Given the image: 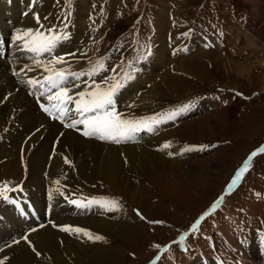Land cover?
Returning <instances> with one entry per match:
<instances>
[{"label":"rangeland","instance_id":"1","mask_svg":"<svg viewBox=\"0 0 264 264\" xmlns=\"http://www.w3.org/2000/svg\"><path fill=\"white\" fill-rule=\"evenodd\" d=\"M8 4L17 12L13 20ZM5 18L3 24L7 25L0 28V60L15 63L20 59L21 64L24 57H33L25 51L24 41L14 39L28 29L67 32L69 38L60 42L53 54L64 56L68 63L56 67L86 71L80 64L89 69L103 58L107 70L94 77L97 83L113 77L115 67L113 78L125 83L114 99L116 111L123 118L158 116L191 104L176 120L159 125L154 132L137 133L133 141L118 145L91 140L102 147H121L120 175L103 174L101 178L84 173L82 178L77 163L82 156L72 155L73 161L59 179L62 184H57L59 192L79 201L114 199L120 205L116 212H105L97 205L76 210V220L104 219L113 225L111 231L115 233L84 227L103 240L93 242L70 234L72 240L94 248L89 249L90 254L108 253L111 259L107 264H264V151H260L264 149V0H0V20ZM245 37L251 42L242 44ZM149 50L147 60L135 63ZM50 58L46 55L41 59ZM129 61L140 71L124 82L123 73L130 71ZM8 73L9 78L17 79L15 72ZM48 74L42 69L23 72L19 76L24 81L23 91L30 88L28 79L43 80ZM37 90L31 98L48 103L50 93L42 96L39 86ZM3 98H8V93ZM55 103L49 109L54 111ZM39 114L48 115L43 109ZM61 122H56L59 134L54 133L56 139L46 149L44 162L37 163L42 164L37 175L44 189L39 190L38 201L44 206L51 205L50 197L58 192L49 186L48 178L53 145L69 131L88 141L82 137V125L73 131L62 126L67 122ZM8 129H0V136ZM165 143L170 147L163 149ZM9 146L6 144V149ZM124 148L132 150L129 159ZM185 148L194 150L184 152ZM254 151L257 155L249 161L241 180L228 190L232 177ZM29 154L27 150L21 153L14 170L0 171V187H9L5 192L9 199L1 202L4 199L0 197V204L15 197L6 207L11 215L31 206L26 200L31 193ZM86 161L92 166L91 158ZM9 162L1 157L0 168ZM41 170L45 173L39 174ZM221 197L217 208L210 211ZM35 207L31 206L32 212ZM206 212L209 215L200 220ZM198 218V231L193 232L191 226ZM28 219L23 217L24 222ZM181 236H185L182 244L174 243ZM1 240L0 252L9 247ZM68 259L63 262L72 264ZM95 259L98 264L97 256Z\"/></svg>","mask_w":264,"mask_h":264},{"label":"bare ground","instance_id":"2","mask_svg":"<svg viewBox=\"0 0 264 264\" xmlns=\"http://www.w3.org/2000/svg\"><path fill=\"white\" fill-rule=\"evenodd\" d=\"M6 7L13 13L11 20L15 19V13L17 12L14 10V6L8 4ZM5 20L6 18L0 20V28L4 27V25H7L3 24L6 22ZM249 42H251L249 38L245 37L244 43L242 44H248ZM26 57H22L23 61L21 64H19L20 59H18L15 63L0 60V129L3 127L9 128L7 132L0 136V158L5 157L11 160L9 163H3L0 171H7L6 169L14 170L12 167L15 164L17 165L16 162L21 153L24 150H27L30 153L29 155L31 159L28 163V169L30 175L29 178L31 179V181L29 180V186H31L30 191L32 194L30 193V199L26 200L31 204L32 207L36 205V210L32 212V208L29 206L26 210L24 209L25 212L23 210L19 212L16 211L13 213V215H11L7 211L6 207H10V202L15 197L11 198L9 202H6L7 204H0V238L2 239L1 241L3 242V245L6 243L9 246L5 247L0 252V261H3V264H49V261L50 263L52 261V264H65L66 262H63L64 259L69 258L74 264H96L95 256H97L98 264H107L111 259L108 253L101 252L100 254H90V251L94 250V248L81 246L79 243L69 237V233L63 232L61 230L58 231L57 229L63 226L80 227L83 229L84 227L89 229L98 228L106 230L108 234H114L115 232L111 231V228L113 227L112 224L107 223V221L104 219L97 220L78 218L79 220H76L73 214L76 212V210H80V208L69 203V200H72L73 197L61 195V192H56L54 196L50 197L51 205L46 204L47 206H44V204H39L40 202L38 201V194H40L39 190H41L42 187L39 186L40 177L37 175V172L41 168L42 164L37 163L40 161L44 162L43 158L46 149L48 146L51 148L52 142L56 139V136L53 137V135L55 132L59 134L60 129L59 126L56 125V122L59 120L54 119L56 122L53 121L51 123L52 117L49 114L47 115V118L39 114L34 103L32 102L33 98L27 95V93L22 89L24 81L23 79L19 78V76L22 75L23 72H19V70L23 66H29L32 64V58L27 57L26 59ZM9 71L15 73L19 72L18 75L16 74L17 79L12 80V78H9V75L11 76V73H8ZM6 93H8V98L4 99L3 95ZM146 99L148 100V98ZM53 103L54 101L51 103L48 102L46 107L50 108ZM64 122L70 123L68 118L61 123L63 124ZM14 124H16V126H14ZM46 125H48L47 129ZM26 130L29 133V135H26L28 137L27 139H25ZM30 130L33 132L30 133ZM71 133V131H69L68 134L62 133L60 136L61 140L58 139V142L53 145L55 146V153L48 168L52 172L49 173L48 177L50 184L49 186H53L57 189L59 188L55 181L59 180L61 175H64L63 173L66 171L68 164L66 165L64 163V159L67 158L71 162L73 161L72 155L74 158L77 156H82V158L77 159V163L80 168L79 173L82 178H85L84 173H89L90 176L95 175L101 177L103 174L112 176L121 169V157L123 156V153L118 150V148L121 149V147H102L92 143L91 139H88V141H81L78 139V137ZM18 137L20 138V141H16V138ZM23 140H25V142H23ZM6 144H11V146H9L10 148L6 149ZM124 153L125 158L129 159L132 150L130 148L125 149ZM87 158H91L92 166L86 161ZM44 171L45 170H41L39 174H44ZM142 171L149 174L147 169H143ZM53 173L56 175V177ZM117 174L120 175V173ZM60 184H62L61 181ZM128 186L129 184L126 187ZM69 191L72 193V189L69 188ZM143 191L144 189H142V192ZM34 194H36V197ZM14 201H16V199ZM23 201L22 203H24ZM45 216H47V221L45 220ZM23 217H28L29 219L24 222ZM36 220L38 223H36ZM124 231H126V229H124ZM59 245H62V250L59 249ZM33 249H35V251H33ZM36 252H39L41 255L37 256ZM114 254H117V252H114ZM5 257L6 259H4Z\"/></svg>","mask_w":264,"mask_h":264},{"label":"snow or ice","instance_id":"3","mask_svg":"<svg viewBox=\"0 0 264 264\" xmlns=\"http://www.w3.org/2000/svg\"><path fill=\"white\" fill-rule=\"evenodd\" d=\"M70 15V14H69ZM39 23V17H36ZM67 17H65V20ZM67 28V23L64 24ZM187 36L188 33H184ZM69 38L67 32L56 31L55 28L49 29L47 32L40 30L28 29L22 35L17 34L14 39L16 41H24L23 47L25 51L32 53V65L21 68L19 72H30L36 69H42L44 72L49 73L43 76V80L39 79H28L27 83L29 85H36L40 88H44L45 85L49 91L47 99L49 102L56 101L53 105V110H50L45 105L41 104V108L48 113L53 119H59L62 122L65 118L70 117V123H64L66 128H77V126H83V135L85 137H97L101 141H110L115 144H120L122 142H129L135 139L137 133L142 131H147L149 133L154 132L156 128L161 125L168 123L170 121L176 120L184 112H187L191 108V104H184L180 108L174 109L170 112L154 115L141 119H127L123 118L121 114L116 111L115 100L117 92L125 86L119 78L114 79L116 74V69L113 67V77H105L102 82L97 83L94 77L99 76L102 72L106 71L105 62L103 58L97 59L94 64L91 65L88 71H68L67 69H58L56 66L66 64L68 61L64 56L54 55V49L57 45ZM86 55V53H81ZM46 55H51L50 59H41ZM75 56L76 53L70 54ZM151 55L149 50L148 55H140L135 63H141L147 60ZM133 62L129 61V72L123 73V81L128 82L134 79L133 73L140 71L139 68L133 67ZM14 73V74H19ZM88 77L89 79H84ZM71 83L72 87L69 88L67 85ZM82 90L76 92L75 89ZM52 90H55L54 93ZM71 93V94H70ZM44 95V92H41ZM237 96L241 95L236 93ZM170 145L165 143L162 148L167 149ZM194 149L185 148L184 152L193 151ZM260 151H264L261 149ZM169 156L172 153H168ZM257 155L254 151L244 162L243 166L235 173L231 179V183L228 184L227 189L230 190L234 188L238 182L241 180L242 174L248 169L249 161ZM64 163L70 164V161L65 158ZM56 184H60V181H55ZM9 190L8 185H3L0 187V197L4 200H8L9 197L5 195V192ZM12 191H17V188H12ZM59 192L60 189H57ZM61 195H64L61 193ZM223 197L217 200L213 204L210 211H214L220 204ZM69 203L76 205L78 208H87L92 205L99 206L105 212H116L120 210L119 202L114 199H92L89 198L87 201H78L75 199L69 200ZM137 215L141 219L144 217L137 210ZM209 212H206L204 216H208ZM204 216L200 220L204 219ZM200 220H197L192 226L191 230L195 232ZM55 227V225H54ZM63 232L76 235L81 238H87L90 241H101L103 237L100 235L93 236L88 230L80 227L73 226H63L60 229ZM187 236V233L185 234ZM185 236H181L179 241L174 243H181L184 241ZM35 251V249H33ZM36 255H41L36 252ZM6 259V257L4 258ZM3 264V261H0Z\"/></svg>","mask_w":264,"mask_h":264}]
</instances>
